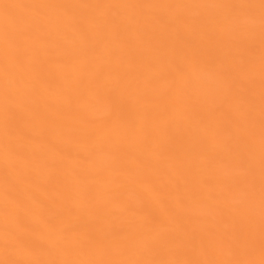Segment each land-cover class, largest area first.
Segmentation results:
<instances>
[{
	"label": "bare ground",
	"instance_id": "6f19581e",
	"mask_svg": "<svg viewBox=\"0 0 264 264\" xmlns=\"http://www.w3.org/2000/svg\"><path fill=\"white\" fill-rule=\"evenodd\" d=\"M0 264H264V0H0Z\"/></svg>",
	"mask_w": 264,
	"mask_h": 264
}]
</instances>
